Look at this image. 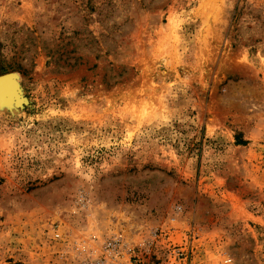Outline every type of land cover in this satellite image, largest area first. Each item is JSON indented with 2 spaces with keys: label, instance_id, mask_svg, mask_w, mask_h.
I'll list each match as a JSON object with an SVG mask.
<instances>
[{
  "label": "rangeland",
  "instance_id": "rangeland-1",
  "mask_svg": "<svg viewBox=\"0 0 264 264\" xmlns=\"http://www.w3.org/2000/svg\"><path fill=\"white\" fill-rule=\"evenodd\" d=\"M6 74L0 264H264V0H0Z\"/></svg>",
  "mask_w": 264,
  "mask_h": 264
},
{
  "label": "built area",
  "instance_id": "built-area-1",
  "mask_svg": "<svg viewBox=\"0 0 264 264\" xmlns=\"http://www.w3.org/2000/svg\"><path fill=\"white\" fill-rule=\"evenodd\" d=\"M104 250L107 253L104 257H99L89 264H142V259L130 253L120 238L107 243Z\"/></svg>",
  "mask_w": 264,
  "mask_h": 264
},
{
  "label": "bare ground",
  "instance_id": "bare-ground-1",
  "mask_svg": "<svg viewBox=\"0 0 264 264\" xmlns=\"http://www.w3.org/2000/svg\"><path fill=\"white\" fill-rule=\"evenodd\" d=\"M13 78V75L0 78V106L5 104L11 96L12 84H15V80Z\"/></svg>",
  "mask_w": 264,
  "mask_h": 264
},
{
  "label": "water",
  "instance_id": "water-1",
  "mask_svg": "<svg viewBox=\"0 0 264 264\" xmlns=\"http://www.w3.org/2000/svg\"><path fill=\"white\" fill-rule=\"evenodd\" d=\"M11 76L12 74H6V75H2V76H0V78H3V77H5V76ZM14 77V76H13ZM14 79V78H13ZM15 85V84H14ZM14 85H13V87H12V90L14 89Z\"/></svg>",
  "mask_w": 264,
  "mask_h": 264
},
{
  "label": "trees",
  "instance_id": "trees-1",
  "mask_svg": "<svg viewBox=\"0 0 264 264\" xmlns=\"http://www.w3.org/2000/svg\"><path fill=\"white\" fill-rule=\"evenodd\" d=\"M240 141V140H239Z\"/></svg>",
  "mask_w": 264,
  "mask_h": 264
}]
</instances>
